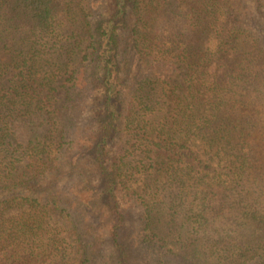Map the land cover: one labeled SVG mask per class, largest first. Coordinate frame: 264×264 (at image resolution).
<instances>
[{
	"label": "trees",
	"instance_id": "16d2710c",
	"mask_svg": "<svg viewBox=\"0 0 264 264\" xmlns=\"http://www.w3.org/2000/svg\"><path fill=\"white\" fill-rule=\"evenodd\" d=\"M0 264H264V0H0Z\"/></svg>",
	"mask_w": 264,
	"mask_h": 264
},
{
	"label": "rangeland",
	"instance_id": "374dc122",
	"mask_svg": "<svg viewBox=\"0 0 264 264\" xmlns=\"http://www.w3.org/2000/svg\"><path fill=\"white\" fill-rule=\"evenodd\" d=\"M108 249V250H107ZM107 249H102L103 251L109 253L110 252V248L109 246L107 247ZM109 251V252H108ZM110 254V253H109ZM116 258H117V250L115 249V261H116Z\"/></svg>",
	"mask_w": 264,
	"mask_h": 264
}]
</instances>
